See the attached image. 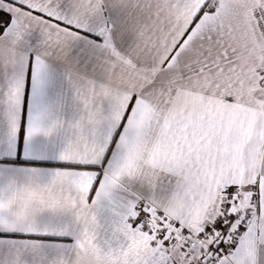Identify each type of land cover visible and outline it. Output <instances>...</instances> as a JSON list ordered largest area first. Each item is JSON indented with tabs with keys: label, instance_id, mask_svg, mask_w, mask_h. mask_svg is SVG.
Here are the masks:
<instances>
[{
	"label": "snow or ice",
	"instance_id": "6c2138e0",
	"mask_svg": "<svg viewBox=\"0 0 264 264\" xmlns=\"http://www.w3.org/2000/svg\"><path fill=\"white\" fill-rule=\"evenodd\" d=\"M0 264H264V0H0Z\"/></svg>",
	"mask_w": 264,
	"mask_h": 264
}]
</instances>
